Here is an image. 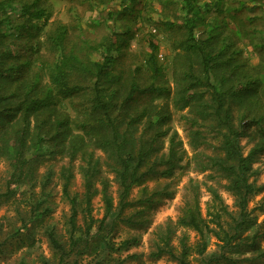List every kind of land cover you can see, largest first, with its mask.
I'll list each match as a JSON object with an SVG mask.
<instances>
[{"label":"trees","instance_id":"16d2710c","mask_svg":"<svg viewBox=\"0 0 264 264\" xmlns=\"http://www.w3.org/2000/svg\"><path fill=\"white\" fill-rule=\"evenodd\" d=\"M198 1L180 0L185 12L181 25L184 53L180 55L184 70L174 102L181 109L188 108L193 116H185L191 145L213 150L211 155L201 154L196 167L203 173H214L213 179L227 181L225 189L234 197L235 211L211 185L207 187L211 200L204 214L200 186L193 184L192 197L177 222L158 233L151 257H168L176 264H193L195 260L199 264H240L247 254L261 260L264 230L249 210V203L264 191V186L251 181L253 163L264 153V54L258 65L250 67L238 63L227 47L218 49L212 32L206 39L200 38L196 31L210 5L202 7ZM10 4L0 1V161L9 166L0 201L21 197L23 208L18 205L16 209L21 223L15 238L23 247L33 242L36 229H41L53 252L52 259L40 257L41 264H126L127 259L138 257L121 260L114 255L138 241L126 238L116 243L115 233L120 225L138 227L144 218V206L162 196V191L150 194L144 188L142 198L130 201L132 190L153 176L170 178L180 162L173 135L168 154L157 155L161 139L169 135L165 128L170 114L156 99L171 93L159 61V46L149 40V53L140 64L126 69L118 66V61L120 46L128 41L131 31L111 32L95 43L81 35L86 49L101 54L100 60H93L91 51L88 54L68 47L69 28L58 24L47 38L48 50L53 54L52 67L46 69L39 46H32V51L26 53L28 60L21 62L23 55L17 40L4 43L10 32H5L6 27L16 29L17 37L26 29L25 24L15 25L9 19ZM23 12L32 21L45 18L44 11L34 3L32 9L24 7ZM260 45L264 50V42ZM31 65L32 76L26 78ZM82 96L84 109L71 119L61 105L64 100ZM209 135L217 140L216 144H210ZM244 138L253 143L248 154L244 152ZM96 149L107 155L108 167L118 185L115 207L108 182L102 180L105 215L101 219L93 216L92 207L99 193L95 188L100 172ZM57 154L70 159V166L63 167L60 173L63 197L70 206L63 233L47 223L52 212L47 193L51 176L38 178L39 167ZM78 158L84 180L82 194L72 190L75 175L71 164ZM38 186L41 191L37 195ZM14 202L18 204L16 199ZM137 207L142 209L125 215ZM179 229L194 232L196 240L191 242L185 233L175 246L173 237ZM213 238L217 248L210 250Z\"/></svg>","mask_w":264,"mask_h":264},{"label":"rangeland","instance_id":"374dc122","mask_svg":"<svg viewBox=\"0 0 264 264\" xmlns=\"http://www.w3.org/2000/svg\"><path fill=\"white\" fill-rule=\"evenodd\" d=\"M2 1V0H0ZM11 3L12 13L9 12V19L15 25H26L24 34L17 37L18 31L12 28H5L8 31V39H16L19 48L22 50L21 62L28 60L26 53L32 51V46H39L40 56L46 60V69L53 65V54L49 52L50 45L47 38L53 34L58 24L69 28L70 40L68 47L72 50L84 52L86 49L80 41L84 35L89 41L101 42L111 32L124 34L131 31L128 41L120 46L118 66L130 69L140 64L143 57L149 53V40L159 46V61L165 72V80L171 88L169 97L158 98L156 103L165 106L170 120L166 125L168 134L161 139L159 156L168 154L170 138L173 135L176 140V150L179 167L174 171L173 176L164 178L153 176L141 186L132 190L130 201H137L142 198L144 188L152 194L154 191H162V196L155 198V202L145 207L144 218L138 227L130 228L120 225L115 233L114 241L122 242L126 238H136L137 243L121 254L114 255L121 260L136 255V259H127L126 264H176L168 257L152 258L151 253L155 250L158 242V233L164 231L168 225H174L182 214V210L188 200L192 197L191 186L197 184L201 189V206L203 213H206L207 203L211 196L207 187L213 185L219 190L226 205L231 211H235L234 197L225 189L227 181L221 177L211 178L215 175L210 171L201 172L196 167L197 159L201 154L211 155L213 150L204 146L195 148L191 145L189 138L188 123L185 119L193 117L188 108L181 109V106L174 102L176 87L181 82V71L184 70L181 64V54L184 53L183 41L184 31L181 27L185 12L182 10L180 0H4ZM32 3L38 9H42L45 18L40 21H32V18L23 12V8L30 7ZM199 6H209L210 10H204V21L197 28L196 34L206 39L210 33L216 38L215 44L218 49L227 47L228 54L233 55L238 63L244 62L252 67L262 61L260 44L264 42V0H199ZM126 8V9H124ZM25 14V16H23ZM170 23L171 25H165ZM11 29V30H10ZM119 47V48H120ZM92 52V51H91ZM116 54V53H115ZM93 60H100L99 52H92ZM264 66V65H263ZM32 65L25 77L31 78ZM262 80V79H261ZM84 97L73 100H64L61 108L71 119L84 109ZM208 141L214 145L217 140L209 135ZM244 152L248 154L253 143L248 138L242 141ZM96 159H99V174L95 188L98 195L93 199V216L101 219L105 215V205L102 198V180L108 182L109 194L112 196L114 206L118 204V185L115 175L108 167L107 155L99 149L94 152ZM81 160L78 158L71 164L74 172L72 190L82 194L84 192V180L80 171ZM70 166V159L65 155L57 154L51 157L38 169V178L50 174L51 181L47 187L48 206L52 212L47 218V223L57 229L59 233L64 232L65 218L70 214V206L64 199L62 193L61 169ZM9 172L8 163L0 161V193L6 189ZM254 181L259 186H264V153L257 156L252 166ZM40 187L35 193L40 194ZM17 200L16 204L14 200ZM21 197L17 196L9 202L0 201V264H41L39 258H53V252L47 238L41 229L35 231L34 241L21 246L20 239L15 238L16 229L20 225L17 217V206ZM137 207L128 210L125 215H131L141 210ZM249 210L257 217V223L264 230V191L254 196L249 203ZM185 233L190 241L196 240V234L190 230L179 229L173 237V244L178 245V239ZM264 247V240L261 241ZM216 239L211 240L210 250H215ZM253 254L244 256L240 264H264V258L254 260ZM244 259H249L246 261ZM193 264H199L193 261Z\"/></svg>","mask_w":264,"mask_h":264}]
</instances>
